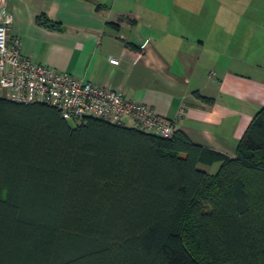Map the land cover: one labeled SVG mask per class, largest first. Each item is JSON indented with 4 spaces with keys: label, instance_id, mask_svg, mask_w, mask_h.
I'll list each match as a JSON object with an SVG mask.
<instances>
[{
    "label": "trees",
    "instance_id": "16d2710c",
    "mask_svg": "<svg viewBox=\"0 0 264 264\" xmlns=\"http://www.w3.org/2000/svg\"><path fill=\"white\" fill-rule=\"evenodd\" d=\"M0 264H264V106L232 157L0 97Z\"/></svg>",
    "mask_w": 264,
    "mask_h": 264
},
{
    "label": "crops",
    "instance_id": "0c3cea01",
    "mask_svg": "<svg viewBox=\"0 0 264 264\" xmlns=\"http://www.w3.org/2000/svg\"><path fill=\"white\" fill-rule=\"evenodd\" d=\"M9 4L14 14L11 34L20 39L23 55L122 90L172 121L194 143L235 156L244 131L264 106V65L249 55L254 33L230 28L216 0ZM41 14L61 29L38 24ZM110 57L120 63L111 64ZM0 97L6 98L1 88ZM220 164L201 166L215 173Z\"/></svg>",
    "mask_w": 264,
    "mask_h": 264
},
{
    "label": "built area",
    "instance_id": "2783aa9c",
    "mask_svg": "<svg viewBox=\"0 0 264 264\" xmlns=\"http://www.w3.org/2000/svg\"><path fill=\"white\" fill-rule=\"evenodd\" d=\"M13 20L9 0H0V88L7 99L50 106L77 124L97 118L126 125L124 120L130 118L141 130L165 138L174 135L172 121L152 107L128 98L122 90L79 79L23 55L20 39L11 34ZM109 61L120 63L116 57Z\"/></svg>",
    "mask_w": 264,
    "mask_h": 264
},
{
    "label": "rangeland",
    "instance_id": "374dc122",
    "mask_svg": "<svg viewBox=\"0 0 264 264\" xmlns=\"http://www.w3.org/2000/svg\"><path fill=\"white\" fill-rule=\"evenodd\" d=\"M216 0V3L221 5L219 15L229 20V27L236 30L243 29L253 32L252 46L249 52L250 58L255 59L258 63L264 65V0ZM256 11L258 14L255 17H250L246 12ZM228 26H226L227 28ZM227 34V33H226ZM227 43V38L226 41ZM126 126L134 127V123L130 118L124 120ZM218 165L211 170L216 171ZM189 246L195 252L197 244L194 237L189 234Z\"/></svg>",
    "mask_w": 264,
    "mask_h": 264
}]
</instances>
